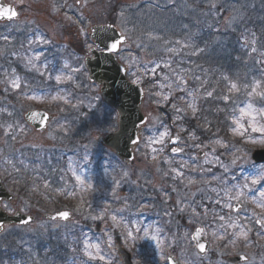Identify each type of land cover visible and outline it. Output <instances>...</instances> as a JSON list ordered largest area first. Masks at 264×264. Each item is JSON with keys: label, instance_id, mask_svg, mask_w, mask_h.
Returning <instances> with one entry per match:
<instances>
[{"label": "rangeland", "instance_id": "374dc122", "mask_svg": "<svg viewBox=\"0 0 264 264\" xmlns=\"http://www.w3.org/2000/svg\"><path fill=\"white\" fill-rule=\"evenodd\" d=\"M76 1L77 0H72V5H75ZM81 1L83 2V5L80 13L86 14L87 26L83 31L77 30L78 42L69 41V36L61 38V36L58 35L61 23L65 22L66 25L69 24L70 26L72 20L70 21L67 19L69 16L65 13L62 14L57 11L55 8L56 6L54 5L57 3L56 0H7L10 4L19 7L23 14L22 22L19 25L9 26L8 29L12 32L18 28H32L27 35L29 40L34 39L36 34L43 35L50 39L52 43L47 45L32 44L30 45L32 48L29 46L21 47L19 49L20 54L17 55L18 60L20 61L22 58H25L29 61L34 50L35 52L37 51L38 46L40 49H43L45 53L52 51L57 54V58L63 61L65 60L67 69L79 68L80 71L74 73L79 74L81 77L80 84L77 85L81 86L83 94L76 95L72 98L70 97L74 112L78 115L85 116V118L89 120L90 117L88 114L82 112L85 111L89 113L90 111H94V114L99 120L111 123L113 120L109 116L107 106L102 102L101 97L99 100L95 98L99 95L98 88L88 83V74L85 70L84 56L82 54L88 49L87 43L83 44V42L87 41L86 36L88 29L95 22H97V24L100 22L108 23L109 10H95L94 5L90 8V1L87 0V3H84V0ZM215 2L217 3V8L213 9L209 6L210 0H172L171 3L169 0H135L124 4L120 2L119 9H123L125 12L126 27L131 30L129 34L132 35L133 40H135L136 43H142L145 45L144 49L140 50L136 48L135 44H132V58L136 61H139V59L144 60L142 61L143 63L147 61L153 62L147 64V66H155V63H159L160 68H158L156 72L158 75H161L162 72H166L165 76L168 77L169 74L167 73L175 70L174 63H176V61L178 62V58L185 63V52L190 50V47H182L185 42L190 41L195 45L196 41L194 39H217L214 48L211 49L208 44H206L203 47L206 51L195 55L196 57H194V59H198L199 62L202 63L203 68L208 72V63L213 60L220 66V68H217L218 73L222 74L225 73V69L229 66L228 63H239L238 66L240 67L237 66L238 68H233L230 64L229 68L230 74L231 69H233L232 73H234L236 69L240 70L238 71L240 74L235 82L238 85L239 91H235L232 98L233 100H231L237 112L236 116L239 117V110L245 108L248 103H252L254 108L257 109L264 107V100H261L258 96L249 95L253 87H256L257 91H259L260 80L261 78H264V39H262L264 37V0H215ZM133 11L134 13H132ZM96 15L99 17V20L95 19ZM232 15L236 16V22L233 23L232 26L235 29L234 31L226 27V21ZM114 16L115 19H113V22L118 24L116 15L114 14ZM178 22H180V24H178ZM185 25H187V27H185ZM208 25H212L213 27L210 28ZM217 28L219 29V32L215 30ZM253 28L255 29L254 32H252ZM240 30H242V32L244 31L245 35H242L239 44H236V39L234 38ZM257 30L261 33V36L256 32ZM147 32L159 35L162 39L149 40L148 37L144 35V33ZM253 40H255L254 44L252 43ZM177 41H180L181 43L177 44ZM75 45L80 46L75 49ZM238 47H241L242 50L236 52L235 49ZM170 48L176 49V51H168ZM253 48H255V51L252 50ZM7 50L8 49L2 50L0 56L6 55ZM124 54L127 55V51ZM67 58H73L72 61L74 68H72L71 61H68ZM125 63H127V61ZM165 64L170 65V67H166ZM28 65L30 64L28 63ZM136 66L137 64H135L133 68ZM199 70H202V68ZM241 74L242 77H240ZM188 75L186 81L180 85L185 89L183 92L178 91L176 88V84L179 81H174L169 78L173 76H169L168 79L165 80L163 75L161 81L157 82V91L161 93L160 97L168 95L169 99L167 101L163 100L162 103L159 101V104H154L157 102L155 97L153 95L150 96L149 91L151 90L145 88L147 90V96L144 105V112L149 117V125L146 128L148 132H156L161 126L163 118L159 112L158 106L160 104L165 105L168 102H170V104L174 103L177 107L184 109L183 113H185L188 108L187 104L192 101L195 102L198 111L201 109L200 106L209 105L208 99H206V92L211 89V77H205L201 83H198L192 80V76H194L193 72L192 75H190V73ZM224 76L228 78L226 73ZM176 78H178V74L176 75ZM168 84L172 85L171 88L167 87ZM193 84L195 86H193ZM224 84L227 88H230L231 82H225ZM161 85H164V87H161ZM189 92H191L192 95H188ZM212 92L214 93V90ZM177 93H179L178 97ZM228 94H231L229 89ZM173 96L175 97L174 99H172ZM180 97H184V99H180ZM38 99L39 100L34 103L40 106L46 105L45 102L42 101V98ZM30 105L31 101L28 102V106ZM49 107L52 109L51 114L54 117L53 122L55 126L59 118L58 109L54 102ZM189 110L191 109L189 108ZM25 111L26 110L23 109V113ZM11 114H15V109ZM257 120L258 124H264V119L257 117ZM242 122L247 126V120ZM93 125H95V123L87 121V129L89 130L86 132L87 144L85 145L82 144L81 138H77L73 146H68L66 140L57 138L54 132L56 131V126L54 128L51 126L48 134L39 135L38 137L29 133H26L27 137L24 135V147H31L32 150L41 151L45 146L44 144H53L55 150L66 151L64 152L65 154L85 149L86 154H71L69 157V174L70 176L73 175V185L78 188L80 192V197L82 198V203L80 205L81 208H83V213L80 214L79 212L73 211L74 219L68 225L69 231L60 233L65 230V226L61 223L48 222L43 218V214L45 213L56 212H53V210L47 212L40 208L41 204L38 205V201L33 200L31 197H28L27 199L23 197L16 205H10L9 211L15 213L24 209L22 212L35 215L36 221L25 228H7L5 232L0 235V253H2L5 248L12 245L13 252H19L22 254L27 258L30 264H47L51 260H41L38 257L41 253L37 249L40 248L39 246L44 245V242L49 240L47 239V236L50 233H54L57 235L56 239L53 240L54 242L64 244V246L73 252H82V256L78 257V259L90 262V264H121L115 251L117 238H120L122 245L134 254L135 264L138 260L140 261V264H144L145 260L150 261V264H164V262H167V259L165 258L170 255L176 256L182 264H217L218 260L221 258L220 252L225 251L226 249L223 247L219 249L216 245V249H214L211 245L209 253L204 257H200L192 240L194 230L197 228H204L206 231L205 238L210 242V237L204 227L209 220L208 215L210 213L208 212L207 215H203L204 210H202L200 212L202 215L199 218H196L192 216L190 207H185L183 213L178 211V207L188 204L198 207L197 199L208 195L213 187L206 184L204 182L205 180L197 181V183L192 185H189L188 180H185L175 187L167 188L166 185L169 184L168 182L179 177H177L171 169H163L160 160L155 161L148 159V146L145 144L146 142L143 141L138 149L136 162L128 167L123 165L115 155L98 144L95 140V134L98 132L104 133L105 131H99V129L91 127ZM14 126L15 120L12 121V125H6L5 133L7 132V135L10 134L14 129ZM176 127L181 133H183L180 129L181 127L184 128V126L176 124ZM101 129H104L103 125L101 126ZM89 132H92L93 135H90ZM169 132L171 136L172 131L170 130ZM249 133L254 138L260 137L259 133H253L250 129ZM166 139L169 142L170 137H166L163 144L155 143L150 144L149 146L151 149H162V146H166ZM237 140H241L244 148L250 149L251 154L255 150H262L261 145L246 143L245 140L234 136L233 133L226 141H229L238 147L235 142ZM14 144V142L11 143V145L7 143V146L12 149L13 147L15 148ZM205 145L208 144L205 142ZM191 146L192 145L189 146L188 143L182 145V148L185 150V155L186 150L189 151L188 149ZM212 147L216 148L217 153H224L222 159H224L225 162L230 159L224 149L215 144H210L209 148ZM209 148L203 150L209 151ZM191 149L193 151L196 150L193 149V147ZM153 153L155 154V152ZM189 155L190 154L187 153L186 157ZM3 157L5 158L6 165L10 163V156H6L5 154ZM195 157L198 159V164L203 163V159H199L197 154ZM182 161L184 160H181V162ZM3 167L4 168L0 167V174L2 177L6 178V176L9 175V179H12L11 175L6 171V166L4 165ZM125 171L129 173L128 177H124L123 174ZM240 174L245 175V172H240ZM77 176L81 177L86 183L84 185L79 184L76 180ZM189 178H191V176H189ZM9 183L11 186H8V188L17 196V193L13 191V189H15V183L13 180L9 181ZM125 183L131 188H142L145 193H149L151 204L149 206L146 205L147 207H144L143 209H137L136 206H131L129 200L125 198V194L120 195V189H122ZM89 185H91V187H89ZM198 189H202V191ZM162 192L165 193V195H159ZM55 196L58 197L57 191ZM68 198H73V196H68ZM178 201L183 203L178 205ZM232 203L235 204L236 202L233 201ZM199 204L201 205V203ZM256 208L258 207L253 206L252 209L248 208L247 201H244L243 210L239 214L230 212L229 209H226L228 216L231 215L233 220L244 223L247 222L248 219L252 220L253 217H250L247 213L252 210L257 212L254 210ZM165 212L171 213V215H167V219L170 222L174 221L178 227H183V229L179 232H174L165 239L159 238L161 249L156 248V242L149 240L141 241L137 239L135 242L129 241L128 243H125L122 234L126 231V224L129 228L132 224H135L140 228H149L150 234H153L156 232L154 231L155 224H147L146 220L148 221L151 216L158 217L160 214H165ZM101 214L104 216L103 220L92 219L93 216H100ZM113 214L117 215L118 219H120V216L122 218L120 219L119 227L113 226L114 222L111 220ZM139 216H144L143 222L139 221ZM245 217H248V219L245 220ZM190 220H192L191 223L189 222ZM158 227L160 228L161 226L158 224ZM77 228H85L86 232L89 233V238L86 236L85 240L79 239L83 231L79 234L75 233L73 230ZM156 234L158 235V233ZM134 235L137 234L134 232ZM138 235H143V233L141 232ZM108 236H112L114 248L108 247ZM11 240L13 241L10 242ZM85 243L88 245H99V254H97L96 248L89 247L87 249V252H91L93 256L97 257L96 259H91L86 254ZM236 248L234 250L230 247L227 250H232L231 252H239ZM133 249L135 250L134 252ZM242 252L250 254L251 264H261V257L264 256V241L256 245V247H248ZM98 255L105 256V259L100 260ZM253 255L255 256L254 260L251 259ZM230 256H234V254ZM16 261L21 260L16 259Z\"/></svg>", "mask_w": 264, "mask_h": 264}, {"label": "snow or ice", "instance_id": "6c2138e0", "mask_svg": "<svg viewBox=\"0 0 264 264\" xmlns=\"http://www.w3.org/2000/svg\"><path fill=\"white\" fill-rule=\"evenodd\" d=\"M171 3L172 0H169ZM81 0H77V4H80ZM84 3H87V0H84ZM209 6L213 9L217 8V3L215 0H210ZM19 13L11 8V7H4L3 5H0V19H6V20H14L18 17ZM116 19L118 21V24H113V23H107V24H101L99 27L103 31L107 30H116L117 27L120 28V32L118 35L117 39L112 40L110 43H106L105 47L101 48L99 45H96V50L100 51L101 53H109L112 56H115L116 60L120 62L122 67H119L117 69L118 72H122L126 76H131L132 79L129 81H121V87L124 88H130L132 91H136L139 89V92H143L144 89L141 87L143 85L144 80L147 78V76H155L157 69L160 68L159 63H155V66L152 68H148L146 65L153 63L152 61H147L143 65V72L140 71V68L137 67L136 71H132V68L135 64H138L139 61H136L132 58V53H131V47L132 44H135L137 49L143 50L145 45L142 43H136L135 40H133V37L131 34V30L127 29L126 27V17H125V12L123 9L117 11L115 13ZM71 21V17H67ZM77 21H73L75 23ZM236 22V16L232 15L227 21H226V27L228 29H232L233 31L235 30L232 26L233 23ZM187 27V25H185ZM208 27H213L212 25H208ZM95 31V29H93ZM217 32H219V29H215ZM83 31V29H81ZM148 37L149 40H160L162 39L159 35H154L152 32H147L144 33ZM254 35V34H253ZM3 39L8 40L9 37L4 36ZM29 45L32 44H50L52 41L48 38H46L43 35L36 34L34 39H30L28 41ZM177 44H180V41L176 42ZM252 43H255V40L252 41ZM123 46V47H122ZM182 47L188 48L192 47L194 51L192 52L193 55H197L200 53H203L206 51L205 48H197L195 45H193L190 41L185 42ZM88 50L91 52L93 50V45L88 44L87 45ZM255 51V48L252 49ZM127 51V55L124 53ZM170 52H175L176 49H168ZM15 55V53H13ZM35 60L40 59V54L37 53L35 57L33 58ZM127 61V63H125ZM107 62V60L105 61ZM29 64L33 63L32 59H29L28 61ZM166 67H170V65L165 64ZM33 67L35 65L33 64ZM47 67V65H45ZM67 67V65H65ZM74 72L80 71L79 68L73 69ZM43 75V73H41ZM57 82H62L63 77L61 75H57L55 77ZM67 79H71V77H67ZM168 77H165V80H167ZM198 79V78H197ZM227 79V77H225ZM181 83H184L182 78L180 79L179 82L176 84V88L178 91H185L184 88H182L180 85ZM131 86H136L135 88H131ZM171 84H168L167 87L171 88ZM12 87L19 89L20 88V83H19V78L17 77L12 81ZM101 90L103 89V85L97 86ZM161 87H164V85H161ZM230 92H235L239 91L238 85L236 83H231ZM149 95H153L151 91H149ZM155 96H160L161 93L159 91L154 93ZM188 95H192L191 92L188 93ZM249 95H255L260 97L261 100H264V91H257L256 87H253ZM213 92L208 91L206 92V97H212ZM32 99H38V97H30ZM97 100L100 99V96L97 95L95 97ZM53 100L57 99V97H52ZM63 99V97H61ZM164 101H167L169 99L168 95H164L162 97ZM180 99H184V97H180ZM223 101L226 103L229 101L230 97L228 95H224L222 97ZM65 103H67V100H65ZM159 103V101H157ZM123 106V101L118 99V96H114L112 100L109 102V105L107 106V110L109 113V116L112 118L113 121L119 122L122 112L117 110V108H122ZM187 107L192 110L193 116L195 117L198 109L195 105V102H189L187 104ZM172 108L174 111L177 113V115L174 117L175 121H180L183 119V117L180 115L184 111V109L177 107L175 104L172 105ZM240 115L239 117H233L232 118V125L230 127V131L233 133L234 136L240 137L243 140H245L246 143L256 145L259 144L262 146V151H264V124H258L257 117H260L261 119H264V107L261 108H254L252 103H248L245 108H241L239 110ZM247 120V126L245 125L244 122ZM141 123H146V121L141 118ZM205 123H210L209 121H205ZM11 127V126H9ZM249 129L253 133H259L260 137L259 138H254L250 135ZM181 131H187V129L181 127ZM99 131H110V132H115L117 131V127L113 126L109 129H99ZM7 135V132L5 133ZM189 136L193 140H198L199 138L195 135V133H189ZM166 137H170V143L173 145H176L180 141V136H170V132L168 131L167 128H165L164 132H161L159 135L158 139H153L149 138V144H155V143H160L163 144L164 140ZM15 139V137H13ZM133 144L138 145L140 142V138L136 137L132 139L131 141ZM211 144H215L219 146L220 148L224 149L225 152L228 154L230 159L225 162L224 159H222V155L224 153H217L216 148L212 147L209 148V145L205 144H194L193 147L200 149L201 154L203 156V163L198 164L197 163V158L195 156L190 157L192 161V171L198 172L201 175L203 174H208L210 177L209 179H206L204 182L208 185L212 183V181H216L218 185H222L223 187L220 188V191L217 190V188H211L212 192H215L218 199L214 201L216 205H221L223 208H227L230 210V212H234L239 214L243 210V203L246 200H250L252 203L256 204V206L261 209L260 213H257L255 211L252 212V217H254V223L255 225L259 226V230L256 231L255 235L259 237L260 239H264V156H261V159L259 162L253 158L250 149L248 148H241V147H236L235 144L222 140L221 138L217 137L210 141ZM209 148V151H204L203 149ZM157 149L153 148L152 152H156ZM160 151H163V149H160ZM184 151V148L182 147H172L171 152L172 153H181ZM152 160H156V156L153 155L151 157ZM187 162L185 164L181 165V168L185 167ZM207 166V167H205ZM217 168L219 170H222L217 174V172H214L213 169ZM233 169H238L241 173L247 172V175L243 176L244 183H231V181H237L238 178L233 171ZM172 171L176 174L177 177H183L184 173L182 171H179L177 169H172ZM230 174V178H229ZM124 177H128L129 173L127 171L124 172ZM76 180L78 181L79 184L84 185L86 182L79 176L76 177ZM197 183L195 179H188V184L192 185ZM118 184V182H117ZM229 184H231V187H229ZM47 187V185H45ZM256 186H260L257 188ZM91 187V185H89ZM202 191V189H198ZM223 192L224 196L227 197V201L222 204V200L224 197H221L220 193ZM253 193L251 197L247 195V193ZM232 201H235L236 203L233 204ZM183 202L178 201L177 204L180 205ZM3 208L5 210H9V205L7 203L2 204ZM143 207H147L142 206ZM185 207H190L191 213L193 217L199 218L202 214L197 211L196 207H192L191 204L185 205L178 207V211L183 213L185 211ZM200 207L204 208V213L203 215H207L209 212V209L207 206L201 204ZM21 211H24V209H21ZM122 211V210H121ZM165 215H171L170 212H165ZM70 213L68 211H62L57 213V215L52 216V220H56L57 218H60L62 220L67 221L69 219ZM31 217H27L26 219L22 220V224H28L31 221ZM93 220L97 219H104L103 214L100 216H93ZM122 219V218H120ZM120 219H118L117 215L113 214L111 216V220L114 222L113 226L114 227H119L120 225ZM214 219H217L219 221H225V216L220 215L218 213H214ZM245 220L248 219V217L244 218ZM190 223L192 220L189 221ZM5 226L3 223H0V229H3ZM221 228H224V233H218L214 232L213 233V238L216 240H225L227 234L228 237V243L224 244L222 247L226 249L225 251L220 252V259L218 260L217 264H227V257L230 255H236L240 261H243L244 264H251L250 260V254L244 253V252H231L228 251L230 247L232 249H235L238 245H242L244 248H248L251 246L252 243H254L251 239L250 233H252L253 229L251 227H248L247 224L238 222L237 220H233L231 215L228 216V222L225 227V224L220 225ZM126 231L122 234L123 238L125 240V243H128L129 241L135 242L137 239L143 241V240H149V241H154L156 242V248L161 249V243L159 240V236L156 233H159L160 229H156V232L153 234H150V229L149 228H140L136 226L135 224H132V226L129 228L127 224L125 225ZM233 229L231 233L227 232V229ZM134 232L137 235H134ZM143 233V235H138L139 233ZM205 234L204 228H197L196 233L194 236V239L197 241L196 243V248L198 249V254L199 253H205L206 252V245L205 243L200 242V237ZM89 247L96 248L97 249V254H99V245H88L85 243V250L86 254L91 258V259H96V256H93L91 252H87V249ZM108 247L109 248H114V241L112 236H108ZM98 258L100 260H104L105 256L103 255H98ZM165 258V257H161ZM170 264H176L174 260H172V257H166ZM252 260L255 259V256L253 255L251 257ZM136 264H140V261H136ZM144 264H150V261L145 260ZM261 264H264V256L261 257Z\"/></svg>", "mask_w": 264, "mask_h": 264}, {"label": "flooded vegetation", "instance_id": "af4514ba", "mask_svg": "<svg viewBox=\"0 0 264 264\" xmlns=\"http://www.w3.org/2000/svg\"><path fill=\"white\" fill-rule=\"evenodd\" d=\"M57 3L58 8L55 7L57 11L62 14L65 13L69 17L71 13L76 11L78 12L81 9V3L77 4L76 2L75 5L72 6V0H59ZM19 24L7 22L0 23V52H2V50L8 49L6 51V55L0 56V167L2 168L6 163L3 155L5 156V154H7L8 140L10 144L14 142L16 148L14 154L15 156H17V158H21L19 159L18 164L20 165L23 159L27 162L28 165L27 172L24 173L16 183L17 190L21 191L23 185L29 184V180L37 179L39 176V169H37L36 167L38 161L37 154H34L31 147H24L23 143L25 142L26 133L32 134L35 137H38L40 135L38 134V130L32 127L26 120V115L29 112L36 110H44L51 114L52 109L49 106L54 102L55 106L58 109L59 118L55 127L53 122L54 117L51 114L52 121L49 130L51 126H53V128L55 127L57 131H54L56 136H58L59 139L66 140L63 137L64 132L70 130L72 123H79L83 127L80 138L82 139V144L84 145L87 144L86 132L89 130L87 129V121H92L93 123H96L97 117L94 114V111H90L89 113L85 111L82 112L88 114V116L90 117L89 120H87L85 116L78 115L76 112H74L73 104L70 102V97L72 98L76 95L83 94V89L80 85H77L80 84L81 77L79 74L74 73L73 69H67L65 67V60L57 63L55 67L52 66L48 70L39 72L38 67L39 63L43 62L42 57L40 55L39 60L33 59L37 52L40 54V49L38 46L37 51L35 52L34 50V53L31 57V59L33 60L32 64L28 65V60L25 58H22V60L20 61L18 60L17 55L20 54L19 49L21 47L29 46L32 48V46H30L28 43L29 38L27 36L29 30H31L32 28H18L12 32L9 31V26ZM70 32L71 31L69 24L66 25L65 22H62L59 27L58 35H60L61 38H64L68 37L70 35ZM4 36L9 37V39H3ZM69 41L78 42V34H74L73 39L69 36ZM86 43L88 42H83V44ZM13 53H15V55H13ZM82 54H85L84 57H86L87 55L85 51ZM68 61H71L72 68H74L72 59H68ZM33 64L35 65V67H33ZM41 73H43V75H41ZM57 75H61L64 78L62 82H57V80L55 79ZM69 76L71 77V79H67V77ZM17 77L19 78L20 83L19 89L12 87V81ZM51 95H62L61 97H63V99H61V97H58V100H53ZM30 97L42 98V101H44L46 105L40 106L34 103L39 99H32ZM65 100H67V103H65ZM29 101H31L30 106H28ZM12 109L13 111L15 109V114L13 115L11 114V112H13ZM23 109L26 110L24 113ZM14 120V129L10 134L6 135V125L8 126V122L11 123ZM89 134L93 135L92 132H89ZM13 137H15V139H13ZM64 152L66 151H62V154H65ZM213 171L220 172L222 170L214 168ZM206 179L209 178L205 175H199L197 177V181H202ZM204 227L206 228L207 233L212 232L211 224L206 223ZM263 240L264 239H261V243L263 242Z\"/></svg>", "mask_w": 264, "mask_h": 264}, {"label": "water", "instance_id": "95a60500", "mask_svg": "<svg viewBox=\"0 0 264 264\" xmlns=\"http://www.w3.org/2000/svg\"><path fill=\"white\" fill-rule=\"evenodd\" d=\"M0 5L7 7L1 2V0ZM94 29L95 31H92L91 38H93L96 45H99L101 48L105 47L106 43H110L112 40L117 39L119 35V31L117 29L114 31H103L99 26L95 27ZM92 53L93 58H88L87 60V66L91 74L90 80L103 85L102 95L108 104L114 96H118V99L123 101L122 108H117V110L122 112L118 124V131L103 137H99V140L104 146L116 153L125 164L131 165L135 161V149L137 147V145L133 144L131 141L136 137L141 138V129L147 123L146 117L142 114L144 93L139 92V89L132 91L130 88L121 87V81H127V79L122 72L117 71V69L122 66L119 65L114 56L107 52H96V50H93ZM106 60L107 62H105ZM135 87L136 86H131V88ZM141 118H143L146 123H141ZM28 119H30L32 122H37L38 119H41L43 125L46 117L38 112L30 116ZM261 156H264V151L262 150L256 151L253 158L259 162ZM3 199L12 201L13 198L7 194L0 182V223H3L4 226L22 224L21 221L27 217L20 213H17L15 216H9L6 212L2 211L1 201ZM52 216L55 215H47L46 219L52 220ZM71 217L72 215L70 214L67 221H69ZM31 218L32 219L30 223L34 220L33 217ZM56 220L67 222L60 218H57ZM4 228L0 229V233L4 231ZM200 242L203 243L202 236L200 237ZM117 252L124 264H133L132 255L124 248L118 247ZM172 260H174L176 264H179L175 258L172 257ZM234 261L240 260L237 258L234 259Z\"/></svg>", "mask_w": 264, "mask_h": 264}, {"label": "trees", "instance_id": "16d2710c", "mask_svg": "<svg viewBox=\"0 0 264 264\" xmlns=\"http://www.w3.org/2000/svg\"><path fill=\"white\" fill-rule=\"evenodd\" d=\"M255 31V29L253 28L252 29V32H254ZM260 36H261V33L257 30L256 31ZM242 35H245V32L243 31L242 32V30H240L237 34H236V36H235V38L234 39H236V41H235V43L236 44H239V42H240V40L242 39L241 37H242ZM253 38H254V36H253ZM252 38V39H253ZM201 39H203V38H201ZM262 39H264V37L262 38ZM195 41H196V39H194ZM242 49H241V47H238V48H236L235 49V51L236 52H239V51H241ZM194 51V49H192L191 47H190V50H188V52H185L186 54V59H185V63L184 64H182V65H179L178 64V62H176L175 64L176 65H178V66H180L181 68H186V70H187V68L188 67H191L192 69H197L199 66H202L203 67V65H202V63L201 62H199V60L198 59H194L193 58V56H195V55H193L192 54V52ZM182 61V60H181ZM232 66V65H231ZM205 67V66H204ZM208 67H209V72H207V73H209V74H211V82L213 81V83H215V84H219L220 85V83H222V82H224V80L225 79H222L221 80V78H220V73H217L216 71V67H217V64L215 63V62H210V63H208ZM236 68H238V67H236ZM204 69V68H203ZM226 70V74H227V76H228V79L227 80H225V81H229V82H231V83H235L236 82V80H237V78H238V76H239V74H240V72H238V71H240V70H238V69H236L235 71H234V73H232V71H233V69H231V74L229 73V68H227V69H225ZM172 72V71H171ZM171 72L170 73H167V74H171ZM164 74H166V72H164ZM168 75V76H169ZM205 77L206 76H204V79H205ZM240 77H242V74L240 75ZM220 78V79H219ZM222 81V82H221ZM264 88V78H261V80H260V85H259V89H263ZM221 112L222 111H220L219 112V114L217 115L216 113L214 114V116H213V126H212V129L214 130V131H212V139H215V138H217V137H219V136H222V137H225V138H229V136H230V134H229V132L227 131V130H229L228 129V127H227V125H226V123H225V121H223L224 120V116L223 115H221ZM233 113H234V111H233V109H231V119L233 118ZM217 115V116H216ZM216 134H218L219 136H217ZM191 167V166H190ZM137 197L138 196H134V198H135V200L137 201ZM62 206L59 204V203H57V204H53L52 206H46V208L47 209H50V208H54V209H60ZM13 252H11V254H12ZM11 254L9 255V259L11 260Z\"/></svg>", "mask_w": 264, "mask_h": 264}]
</instances>
